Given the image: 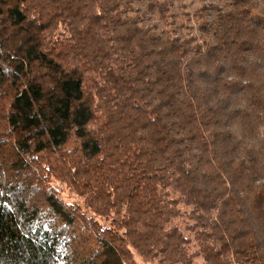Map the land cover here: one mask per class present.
<instances>
[{
    "label": "trees",
    "instance_id": "obj_1",
    "mask_svg": "<svg viewBox=\"0 0 264 264\" xmlns=\"http://www.w3.org/2000/svg\"><path fill=\"white\" fill-rule=\"evenodd\" d=\"M200 2L193 34L181 0H0V264H264L225 167L264 138V0Z\"/></svg>",
    "mask_w": 264,
    "mask_h": 264
},
{
    "label": "rangeland",
    "instance_id": "obj_2",
    "mask_svg": "<svg viewBox=\"0 0 264 264\" xmlns=\"http://www.w3.org/2000/svg\"><path fill=\"white\" fill-rule=\"evenodd\" d=\"M185 3V9L182 11H178L176 14V21L178 23L179 28L183 30V32H186L189 30V28H185L184 24L187 23V13H188V20L189 25L192 27L191 31L193 34L196 33V24L194 19V11L198 8L200 5L201 0H181ZM244 126L240 127L237 124L234 125V127L231 128V131L235 136V140L239 141L243 144L236 143L239 145V150H246L248 149V152L246 154L239 153L240 151L233 152L231 154V158L233 162L228 164V166H225L226 168H229L231 170V174L235 175L238 173H241L243 170V175H245L241 180L242 181H249L253 179L252 185L253 186H262L264 185V138H261V135L256 132L253 129H247L243 128ZM235 141V142H236ZM253 146L255 149L250 148ZM251 158V160H249ZM252 163V164H251ZM252 172H255L253 175ZM242 183V182H239ZM237 186V184L235 185ZM57 189L62 190L61 197L64 202L66 203H72L80 200L79 197H76L74 194H71L67 192V190L59 184H56ZM244 201V200H243ZM248 214V212H246ZM250 221H251V228L255 231V239L258 244L259 250L263 255L264 258V219H256L252 218L248 215ZM188 222H184V225H186ZM183 224H181V227H184ZM189 237L191 234L189 232H184ZM195 246V244H193ZM195 247H191V251H195ZM137 263H143V264H156L153 263H144L142 259L139 258V256H135ZM193 264H204V261L201 257H197L194 259Z\"/></svg>",
    "mask_w": 264,
    "mask_h": 264
}]
</instances>
